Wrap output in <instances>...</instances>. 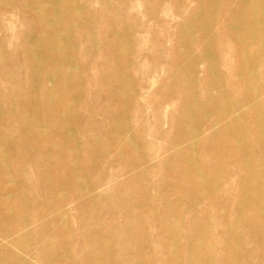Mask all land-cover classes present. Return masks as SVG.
I'll return each instance as SVG.
<instances>
[{
  "label": "rangeland",
  "instance_id": "1",
  "mask_svg": "<svg viewBox=\"0 0 264 264\" xmlns=\"http://www.w3.org/2000/svg\"><path fill=\"white\" fill-rule=\"evenodd\" d=\"M24 1L27 4L38 2L44 8L49 5L43 0ZM10 2L0 0V106L3 113L0 151L5 155L7 168L4 174L0 173V264H15L18 256L26 257L25 264H46L47 260L35 257L45 246L41 238L53 242L52 248L56 250L66 249L65 259L69 264H94L83 261L91 247L82 237L84 222L88 232L102 229L104 235L99 237L102 247L120 259L118 264L133 262L128 259L132 253L144 255L137 261L140 264H173L165 259L159 244L162 241L157 240L155 233L160 236V225L167 223L163 210L182 197L178 179L183 175L178 165L180 160L188 158L183 145L173 144L190 129L179 126L184 120L180 116L182 108L199 110L194 111L193 126L198 134L194 143L198 140L192 159L208 165L207 152L213 148L211 134L215 116L211 111L207 110L208 114L204 111L207 98L222 92L224 106L221 109H227L228 101L240 105L247 93L257 94L258 89L264 87V21L259 29L250 25L248 38H241L240 49L253 61L260 59L263 66L256 68L257 76L247 74L245 78L238 73L251 61H238L240 50L232 42L240 39V34L237 30L224 29L226 11H218L221 6L228 8L229 0H64L63 7L75 11L68 14L69 27H72L71 62L46 60L35 73H48L52 77L65 73L74 79L76 95L71 97L70 90L64 94L65 105L72 110L66 116L69 130H64L61 136L58 135L60 126H57L54 131L45 129L40 137L30 134L23 140L10 116L13 113L10 107L31 100L26 92L31 87L29 82L25 90L19 85L28 65L38 59L31 53L27 36L49 23L35 21L27 8L20 10ZM209 16L213 17L210 24L213 38L204 33ZM56 33L61 39L68 34L58 30ZM48 34L35 36L45 39ZM209 40L217 62L213 69L208 65L210 55L205 50ZM184 50L188 55L182 58ZM7 72L15 76L14 82L4 79ZM218 79L220 85H217ZM47 82L43 80L41 87L50 86ZM63 83L69 85L65 80ZM121 86H125L126 91L116 94ZM247 109H242L245 111L242 119L249 133L242 135L241 145L252 148L258 141L252 124L253 111ZM38 124L36 121L35 125ZM125 135L129 138L124 141ZM201 139L204 144H200ZM123 143H127L126 147L117 151L115 147ZM216 144L214 146L226 145L223 141ZM258 144L260 148H252L249 156L256 161L260 151H264V146ZM22 145L26 146L25 151ZM228 148V152L224 151L225 172L206 167L197 170L196 179L217 181L195 201V208L188 209L185 203L178 206L184 211L179 228L186 235L196 232L200 226L209 232L215 246L213 264H225L231 255L240 256L243 264H260L262 256L254 252L251 244L244 241L239 252L234 248L228 254L218 237L223 231L221 226L217 232L216 226L220 220V205L230 210L238 200L232 189V182L239 175L235 167L237 156L234 146ZM49 153L53 155L52 161L43 158ZM48 161L51 163L43 176L40 167ZM219 161L216 158L214 165ZM71 175L73 180H69ZM46 178L51 179L50 182H46ZM63 181L66 184L63 191L57 190L55 187ZM84 186L96 190L97 201L93 206L87 204L85 197L74 202L76 199L71 193ZM145 196L154 202L147 203L150 211H156L154 216L131 204ZM128 198L127 209L116 214L113 203L120 204ZM49 199L53 204L46 206V216L35 204L45 206ZM216 199L220 200L218 207ZM19 204L23 205L21 209H18ZM57 212L69 230L68 240L62 241V236L52 228L51 217ZM179 242L183 243L182 236ZM108 263L111 264L107 260L103 262Z\"/></svg>",
  "mask_w": 264,
  "mask_h": 264
},
{
  "label": "bare ground",
  "instance_id": "2",
  "mask_svg": "<svg viewBox=\"0 0 264 264\" xmlns=\"http://www.w3.org/2000/svg\"><path fill=\"white\" fill-rule=\"evenodd\" d=\"M45 4H49L48 8H44L40 6L38 2H31L29 4L24 0H11L10 5L13 7H17L20 10H25L27 8L29 10L30 16H32L35 21L49 23V25H43L38 30H35L29 36H27V43L31 45V53L37 56V61L32 62V64L28 65L27 72L20 78L19 85L25 87L28 84L31 85L26 90L27 94L30 96L31 100L22 101L19 103H15L11 105L10 110L13 112L10 116L12 120L15 122L17 129L20 133V137L23 140H26L30 134L34 137H40L44 134L45 129H54L57 126H60L58 130V135H63L64 130H69V123L67 114L70 111L69 108L66 107V99L64 94L71 91V97L76 95V85H74V79L69 75L65 76L64 74H60V77L50 76V74H40L37 75L35 70L40 68L46 60L53 61H67L71 62L70 56L72 43H71V33L72 27H69V18L68 14H71L70 8H64L63 3L64 0H43ZM229 7L224 9V6L219 8V12L226 11V23H224V29L231 31L237 30L238 34H240V39H233L234 47L237 50H240V54L238 55V61L247 62L250 60L251 64L242 66L241 73L239 75L247 77V74H252L254 78L256 75V68L262 66L260 63V59L252 60L250 57L248 58L244 51L240 48L241 46V38H248V27L250 25H254L257 29L260 28L261 24L264 21V0H229ZM233 12V13H232ZM48 15V16H46ZM81 17V16H80ZM213 17L209 16L206 18L207 26L204 28V33L212 36L213 32L210 30V24L212 22ZM45 23V24H46ZM67 31L68 34L64 36V38H60L56 31ZM49 32L48 38H37L35 35L39 33ZM254 33H259L258 31H253ZM215 35V34H214ZM36 38V39H35ZM185 48H189L188 46ZM205 50L208 52L210 57H208L207 62L210 69L215 68L217 62L213 56V44L209 40L205 44ZM238 50V51H239ZM184 55H181L182 58L188 55V51L184 50ZM264 66V65H263ZM262 66V67H263ZM4 73V79L7 82H14V75H9ZM109 75H111V71H108ZM262 77V75H260ZM264 76V74H263ZM260 77V78H261ZM43 80H48L47 83L50 86L42 88ZM63 80L69 85L63 83ZM29 82L28 84H26ZM246 82V80H245ZM246 85V83H244ZM217 85H220L219 79ZM221 90V87L218 86ZM74 89V90H73ZM126 91L125 86H121L119 90H116V94H121ZM110 96V95H109ZM108 96V97H109ZM193 98V97H189ZM224 97L222 92L217 94L216 97H208L207 104L204 108V111H211L215 116V122L212 126L213 134H211L213 138V148L209 150L207 153L209 154L210 162L212 164L206 165L204 162L193 160L192 155L196 151V142L194 140L198 137L196 134L193 122L196 116V112L194 108H182L181 118L182 120L180 127L184 128L185 126H189V131L184 133L174 142L175 145H183L185 149V153L187 154V160H180L178 168L182 169L181 174L183 176L179 177L178 189L180 190L182 197L172 204H170L169 208H165L163 210V214L165 217V222L163 226L160 224V236L155 233V236L158 241H162V244L159 242L163 255L168 262L173 264H213L215 255V246L214 242L210 239L209 232L205 230L203 226L197 228L196 232H193L190 235H186L185 232L181 231L179 226L183 219V210L178 206L185 203L189 208H195V201L200 199L204 195L206 191L209 190L208 186H211L216 183L217 180H208V179H200L195 178V174L197 170L200 168H208V170L214 171H226L224 166V160L226 155H224V151L228 152V146H234L233 152L237 156V163L235 167L239 170V175H237L236 180L232 182V189L234 190V195L238 199L237 202L234 203L233 207L230 210L222 209L220 205V200L216 199V206L219 207V215L220 220H218L217 232L220 230L221 226L223 231L219 232V236L221 237L220 244H223L224 251H227L228 254L234 248L241 249V245L244 246V241L246 244H251L254 247V252L258 256H262L260 264H264V196L262 193L264 192V151H260L259 160L250 158L252 148H260L259 144L264 146V87L258 89L257 94L251 93L246 94L244 98H241V104L235 105L233 101H228L226 105L227 109H221ZM246 107L253 111V119L252 124H254L255 134L258 143H255L252 148H248L245 144L241 145L243 142L242 135H247L249 130L245 124V121L242 119V115H244L243 108ZM247 109V110H248ZM0 106V120H2L3 113L1 112ZM72 111V110H71ZM69 112V114L71 113ZM196 111V112H194ZM74 112V111H73ZM234 116V119L233 117ZM32 121V122H31ZM39 122L38 125H35V122ZM32 124V125H31ZM126 131V129H125ZM195 137V138H194ZM120 138H117V141L120 142ZM127 138V139H125ZM129 136H124V141L128 140ZM51 140L50 138H48ZM194 139V140H193ZM178 141V142H177ZM225 142L226 145H217V142ZM127 143H123L122 146L117 145V151L122 150L123 147H126ZM200 144H204V139L200 140ZM113 145V144H112ZM241 145V146H240ZM240 146V147H239ZM1 147V143H0ZM22 151L26 150V146H21ZM47 149V147H46ZM28 151V150H27ZM26 151V152H27ZM28 153V152H27ZM62 155V154H60ZM189 155V156H188ZM52 154L44 155V159L53 160ZM57 158V156L55 157ZM218 158L220 159L218 165H214L213 161ZM5 162V155L0 151V173L4 174L7 171ZM46 162V161H45ZM51 162L44 163L40 168L44 171L43 176L46 175V168L50 165ZM231 168V167H230ZM228 168V169H230ZM40 169V170H41ZM44 169V170H43ZM263 169V170H262ZM73 169L71 168V172ZM255 171H259L256 173ZM256 173V175L254 174ZM59 174V172H58ZM255 175V176H254ZM142 176L140 175L139 178ZM75 178V174H74ZM51 179L46 178V182H50ZM69 180L72 179V175ZM66 181V179H65ZM65 181L55 188L61 190L64 188ZM128 181V180H127ZM222 181V180H221ZM220 181V183H221ZM53 184V183H52ZM130 181H128V185ZM51 188V187H50ZM63 191V190H62ZM0 192H2V188H0ZM94 187L84 186L83 189L74 190L71 194L78 201L82 197L87 199V204L93 206L97 201V194ZM240 196V198H239ZM53 199V198H52ZM49 199L45 206L41 204H35L38 209H41V212L44 215H48L47 207L53 204V200ZM61 200H58V203H61ZM151 198L144 197L140 200H133L131 204L134 205V208H143L148 212L150 216H154L156 211H150L147 208V203H154ZM129 201L125 199L123 202L113 203V210L116 214L123 213L128 205ZM2 200L0 199V203ZM210 202V201H209ZM3 204V203H2ZM110 206L112 205L109 202ZM22 204L18 205V209L22 208ZM47 206V207H46ZM59 207V205H58ZM57 207V208H58ZM45 208V209H42ZM51 208V207H50ZM39 209V210H40ZM93 210V209H92ZM52 219V228L55 233L61 237L62 241L68 240L69 230L64 224V220L61 215L57 212L55 216L51 217ZM18 220H21L18 218ZM102 229H97L93 231H89L86 229V223L81 224V232L82 237L88 240L91 247L87 254L84 256L83 261H90L94 264H103L104 261H110L111 264H118L120 260L116 256H111L104 251V247H102V241L99 240L101 235H104ZM141 232V231H140ZM242 234H246L243 238ZM183 237V243L180 244L179 238ZM139 238H143L142 235H139ZM246 238V239H245ZM43 247L41 252H36L37 260H47L46 264H69L67 263L66 257V249L60 248L56 250L53 247V242L48 241L44 238H41ZM143 251V250H141ZM186 254L189 256L185 257ZM144 255L135 256L134 253L130 254L128 263H138L137 261H141V258ZM193 257V258H190ZM47 258V259H44ZM26 257H17V262L15 264H25ZM80 264H83L82 262ZM109 264V263H108ZM165 264V263H160ZM225 264H243V260L240 256L231 255L226 258Z\"/></svg>",
  "mask_w": 264,
  "mask_h": 264
}]
</instances>
